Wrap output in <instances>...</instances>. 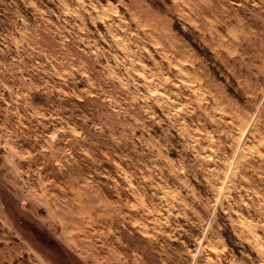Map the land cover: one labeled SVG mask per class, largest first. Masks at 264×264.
<instances>
[{
	"label": "rangeland",
	"instance_id": "obj_1",
	"mask_svg": "<svg viewBox=\"0 0 264 264\" xmlns=\"http://www.w3.org/2000/svg\"><path fill=\"white\" fill-rule=\"evenodd\" d=\"M0 264H264V0H0Z\"/></svg>",
	"mask_w": 264,
	"mask_h": 264
}]
</instances>
